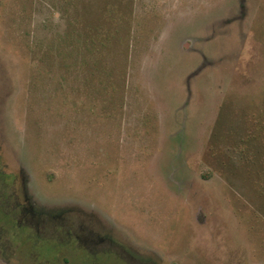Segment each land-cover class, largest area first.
<instances>
[{
    "label": "rangeland",
    "instance_id": "obj_1",
    "mask_svg": "<svg viewBox=\"0 0 264 264\" xmlns=\"http://www.w3.org/2000/svg\"><path fill=\"white\" fill-rule=\"evenodd\" d=\"M0 264H264V0H0Z\"/></svg>",
    "mask_w": 264,
    "mask_h": 264
},
{
    "label": "flooded vegetation",
    "instance_id": "obj_2",
    "mask_svg": "<svg viewBox=\"0 0 264 264\" xmlns=\"http://www.w3.org/2000/svg\"><path fill=\"white\" fill-rule=\"evenodd\" d=\"M25 211V208L21 211L22 213Z\"/></svg>",
    "mask_w": 264,
    "mask_h": 264
}]
</instances>
